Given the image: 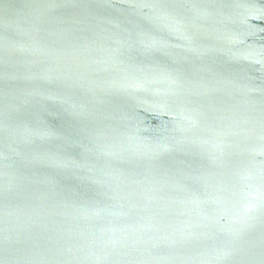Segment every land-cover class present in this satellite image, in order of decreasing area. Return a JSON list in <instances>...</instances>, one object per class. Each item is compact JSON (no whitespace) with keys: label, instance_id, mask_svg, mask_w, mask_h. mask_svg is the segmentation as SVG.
I'll use <instances>...</instances> for the list:
<instances>
[{"label":"water","instance_id":"95a60500","mask_svg":"<svg viewBox=\"0 0 264 264\" xmlns=\"http://www.w3.org/2000/svg\"><path fill=\"white\" fill-rule=\"evenodd\" d=\"M0 264H264V0H0Z\"/></svg>","mask_w":264,"mask_h":264}]
</instances>
